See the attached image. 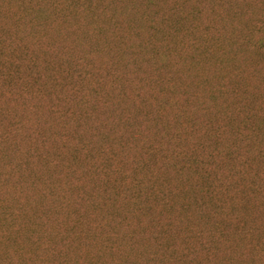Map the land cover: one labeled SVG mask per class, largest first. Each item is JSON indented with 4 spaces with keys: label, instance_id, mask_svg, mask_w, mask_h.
I'll list each match as a JSON object with an SVG mask.
<instances>
[{
    "label": "rangeland",
    "instance_id": "374dc122",
    "mask_svg": "<svg viewBox=\"0 0 264 264\" xmlns=\"http://www.w3.org/2000/svg\"><path fill=\"white\" fill-rule=\"evenodd\" d=\"M91 1L0 2V264H264V0Z\"/></svg>",
    "mask_w": 264,
    "mask_h": 264
},
{
    "label": "trees",
    "instance_id": "16d2710c",
    "mask_svg": "<svg viewBox=\"0 0 264 264\" xmlns=\"http://www.w3.org/2000/svg\"><path fill=\"white\" fill-rule=\"evenodd\" d=\"M1 1L2 0H0V2ZM84 1H87L88 4H90V5L93 3L91 0H74V2L72 0H65V2L67 3V6H68L69 9L77 8L78 6L82 5V3ZM37 12H38V8L36 6V3H34L33 1H32V3L29 2V3L23 4L19 8V11H16L14 13L16 25L17 26L20 25V26L24 27L25 30L26 29L27 30L30 29L32 31V30H36V28H39V30H41V31L44 30L46 28L47 21H46V19H40V18H38L37 14H36ZM35 14H36V16H35ZM20 31H22V30H20ZM5 42H6V39H3L2 38V43H5ZM0 55H2V53ZM25 58H26V56L23 59H19V61L21 62L18 65V68H17V69H19V75H18V73H16V76H17L18 80H21V81H23V80L25 81V76H21L20 75L21 64H22L23 60H25ZM19 61H18V63H19ZM30 67L34 71H37L38 70V64L35 63V61L30 64ZM29 76H38V74L36 72H34L32 75L29 74ZM38 80L40 82L39 76H38V78L35 77V81H38ZM214 143H215V141H214ZM214 143L211 142V144H214ZM223 154L224 155L221 156L218 153L217 149L214 147L213 151H211L209 153L208 158H206V161H202L200 163V165L204 167L201 176H204V177L209 176V172L212 173V171H214L215 169H218V168H223V169L224 168H227V166H228L227 162L230 161V160H232L237 153L235 152L234 149H229L228 151L223 152ZM181 157L182 158L179 160L180 166L178 168H179V172H184L185 171V168L187 167V165H188L189 162L187 161V158H186L185 154L184 155H181ZM217 157L220 158V160L222 161V163H219V164L215 165L214 168H213V165H212L213 162H211V160L212 159H215ZM207 159H210L209 160V163L207 162ZM218 166H221V167H218ZM141 167L144 168L146 166L136 164L135 170H138V169L140 170ZM145 169H149V167L147 166V168H145ZM211 169H212V171H210ZM207 171H209V172H207ZM204 172H206V173H204ZM256 183H257V180L254 181V185L255 186H256ZM136 184L137 185H142V181L138 178ZM258 185H260V184H258ZM181 189H185V188H181ZM193 191L196 192L195 189ZM158 192H160V194H161V197L160 198H161L162 201H164V204L165 205H169L170 200L173 199L171 196H175L176 193H178V192H176L174 190H168V191L161 190V191H159L157 189V187H156V182H155L154 177H150L149 180H148V184H147V186L145 188L146 199L147 198H153L154 196H156V194H158ZM179 192H182V190H180ZM211 192H213V191H211ZM212 202L214 203V206L211 207V208L208 207V205L205 202H201V199H200V202H198V205H199L198 209H199V211L201 213V217L204 215L205 220L207 218L205 216H210L208 214V211L210 209L214 208L216 211H218L219 208H221V205H222V202L221 201H216L214 199ZM171 225H172V222H169V221H166L162 225V228L167 231V234L169 233L168 230L170 229V226ZM161 234H163V233L160 232V239H163V236H161ZM196 234H197V236L198 235H201V231L200 230H197L196 231ZM225 234H226V231L220 230L219 234L218 235H215L214 238L212 239L211 245H213V247H215L214 245H215V243H216V241H217L218 238L225 240ZM197 236H194V237L197 238ZM203 245H204V241H203ZM205 245L208 246V247L210 246V248L212 247L210 244H207V243ZM189 256H190V254L185 253L183 257L186 259ZM176 260H177V262H182L183 261V258L176 257Z\"/></svg>",
    "mask_w": 264,
    "mask_h": 264
}]
</instances>
